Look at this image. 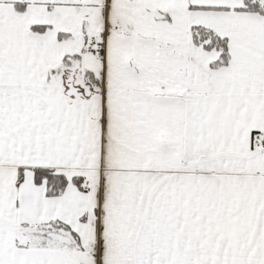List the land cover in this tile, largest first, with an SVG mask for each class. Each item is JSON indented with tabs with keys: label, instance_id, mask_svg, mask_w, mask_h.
Listing matches in <instances>:
<instances>
[{
	"label": "snow or ice",
	"instance_id": "obj_1",
	"mask_svg": "<svg viewBox=\"0 0 264 264\" xmlns=\"http://www.w3.org/2000/svg\"><path fill=\"white\" fill-rule=\"evenodd\" d=\"M0 264H264V0H0Z\"/></svg>",
	"mask_w": 264,
	"mask_h": 264
}]
</instances>
